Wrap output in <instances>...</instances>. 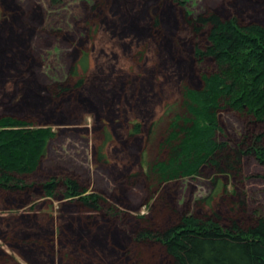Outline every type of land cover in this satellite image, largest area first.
<instances>
[{
    "label": "rangeland",
    "instance_id": "obj_1",
    "mask_svg": "<svg viewBox=\"0 0 264 264\" xmlns=\"http://www.w3.org/2000/svg\"><path fill=\"white\" fill-rule=\"evenodd\" d=\"M2 1L0 114L32 119L56 132L39 170L29 177L71 173L86 185V193L100 194L119 214L86 209L38 186L20 193L0 189V258L20 264H168L160 246L135 243L130 229L145 219L164 228L183 212L215 211L223 224L235 217L243 226L254 221L253 214L264 217V164L251 155L242 156L238 170L218 173L205 165L199 174L155 191L146 178L162 128L181 109L179 99L173 102L179 83L185 78L199 84L193 47L204 43L206 29L192 33L186 14L195 18L213 11L223 17L233 11L241 22L264 23V0ZM19 32L28 35L24 53L17 45ZM176 35L183 38L182 52L175 50ZM25 54L33 62L23 71ZM12 64L17 67L11 69ZM81 76L87 81L77 87ZM62 83L68 88L57 96L54 87ZM154 120L143 167L142 147ZM134 122L141 123V133L130 132ZM220 124L218 137L231 143L245 130L242 115L229 108L221 110ZM212 192L210 203L200 200ZM238 199L243 205L234 211L230 207ZM94 220L98 228L92 227ZM110 233L129 248L113 245L118 255H108Z\"/></svg>",
    "mask_w": 264,
    "mask_h": 264
},
{
    "label": "trees",
    "instance_id": "obj_2",
    "mask_svg": "<svg viewBox=\"0 0 264 264\" xmlns=\"http://www.w3.org/2000/svg\"><path fill=\"white\" fill-rule=\"evenodd\" d=\"M186 20L192 33L206 29L204 43L193 47L199 84L194 85L185 78L179 83V92L173 102L179 99L181 109L162 128L155 159L146 173L152 191L181 177L197 175L205 165L218 173L238 170L244 155H251L264 164V23L241 22L233 11L223 17L213 11L199 13L195 18L186 14ZM154 23L158 25L157 17ZM15 29L17 32L20 25ZM17 35L21 37L17 45L24 53L28 50V35L21 36L20 32ZM182 39L176 35V51H183ZM25 57L23 71L33 62L31 56L25 54ZM4 64L2 60L0 66ZM12 65H9L11 69L17 67ZM85 81L87 78L81 76L75 84L79 87ZM60 85L54 87L57 96L68 88L64 83ZM225 108L242 115L245 121V130L236 143L218 137L222 130L220 113ZM154 124L155 120L145 135L140 157L143 167ZM129 130L141 133V123L134 122ZM55 134L50 125H39L14 114H0V189L20 193L38 186L43 193L59 191L86 209L118 217V209L104 202L100 194L86 193V185L71 173L52 172L36 179L29 177L39 170L47 143ZM104 134L109 138L105 129ZM213 193L200 200L210 203ZM241 205L242 199H238L230 208L236 210L242 208ZM251 217L254 221L243 226L235 217L230 224H223L215 211L204 215L183 212L176 222L164 228H153L142 217L145 224L131 228L130 232L135 243L143 247L160 246L170 258L168 264H264V217L257 214ZM21 220L20 224L31 226L27 223L29 220ZM91 224L92 227L100 226L95 220ZM121 241L118 234L114 235L107 254L118 255L113 245L118 250L119 247L129 248L124 241L121 245ZM150 255L147 259L154 258V252ZM0 264L20 263L0 258Z\"/></svg>",
    "mask_w": 264,
    "mask_h": 264
},
{
    "label": "crops",
    "instance_id": "obj_3",
    "mask_svg": "<svg viewBox=\"0 0 264 264\" xmlns=\"http://www.w3.org/2000/svg\"><path fill=\"white\" fill-rule=\"evenodd\" d=\"M22 221V220H21Z\"/></svg>",
    "mask_w": 264,
    "mask_h": 264
}]
</instances>
